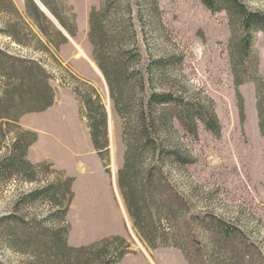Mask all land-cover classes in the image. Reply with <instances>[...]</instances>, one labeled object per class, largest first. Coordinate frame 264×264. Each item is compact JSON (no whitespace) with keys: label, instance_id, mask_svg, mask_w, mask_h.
I'll list each match as a JSON object with an SVG mask.
<instances>
[{"label":"trees","instance_id":"trees-1","mask_svg":"<svg viewBox=\"0 0 264 264\" xmlns=\"http://www.w3.org/2000/svg\"><path fill=\"white\" fill-rule=\"evenodd\" d=\"M38 1L70 37L75 36V17L63 0ZM200 1L212 11L225 12L233 31V64L241 72H248L252 65L254 72L251 47L257 31L264 35V12L251 9L243 0ZM136 4L134 8L130 0H100L90 9V58L105 80L112 113L121 123L124 152L117 187L132 228L150 249L178 248L188 259L189 241L199 242L193 226L202 237L212 236L218 243L239 234L238 228L208 212L190 215L186 198L168 179V167L183 168L194 160L180 133L195 137L201 122L218 134V119L211 107L195 101L177 82L181 57L165 35L157 0H137ZM136 22L143 35L144 29L156 35L158 49H150L148 41L143 47ZM0 37L51 58L68 43L36 0H24L23 12L12 0H0ZM44 61L42 56L32 58L0 46V191L13 180L33 185L19 195L10 212L0 216V242L24 257L20 264H116L127 253L123 237L81 246L68 243L66 218L74 179L62 173L51 179L45 163L28 158L37 134L19 121L25 114L45 111L55 100ZM73 80L72 91L92 147L105 161L108 113L93 86ZM255 85L259 127L264 131L262 80L255 79ZM38 203L48 207L44 217L22 213L21 204L34 209ZM240 240L243 247H250Z\"/></svg>","mask_w":264,"mask_h":264},{"label":"rangeland","instance_id":"rangeland-1","mask_svg":"<svg viewBox=\"0 0 264 264\" xmlns=\"http://www.w3.org/2000/svg\"><path fill=\"white\" fill-rule=\"evenodd\" d=\"M12 1L23 12L24 0ZM243 1L264 12V0ZM63 2L74 14L76 34L53 58L8 44L2 37L0 46L32 58L42 56L43 66L51 74L54 103L45 111L25 114L19 123L37 134L29 159L45 163L51 179L56 173L74 179V196L66 218L68 243L81 246L123 237L127 253L116 264H264V131L259 127L255 85V79L260 78L264 98L263 33L257 31L252 42L254 72L252 65L248 72H241L233 64V31L225 12L212 11L200 0H157L165 35L181 57L177 82L195 101L211 107L219 124L218 134L201 122L195 137L180 133L194 160L183 168L168 167L169 182L186 198L190 215L208 212L239 229L238 237L218 243L212 236L202 237L201 230L193 226L199 242L193 245L189 241L187 259L178 248L150 249L132 228L117 187L124 152L121 123L112 113L106 83L93 67L87 39L88 15L100 0ZM130 2L138 7L137 0ZM136 28L143 47L148 41L150 49L159 48L156 35L148 29L143 35L138 22ZM73 78L93 86L108 113L105 161L92 147L80 103L72 91L76 85ZM32 186L17 180L7 183L0 191V216L10 212L19 195ZM21 207L22 213L39 217L49 211L43 203L34 209ZM241 237L249 248L243 247ZM23 260L0 242V264H20Z\"/></svg>","mask_w":264,"mask_h":264},{"label":"water","instance_id":"water-1","mask_svg":"<svg viewBox=\"0 0 264 264\" xmlns=\"http://www.w3.org/2000/svg\"><path fill=\"white\" fill-rule=\"evenodd\" d=\"M36 2L39 4L40 2L38 1V0H36ZM40 5V8H41V10L44 12V10H46V8L40 3L39 4ZM47 12H48V10H46ZM45 13V12H44ZM46 14V13H45ZM47 15V14H46ZM54 23H55V25L60 29V30H62L63 32H64V34H65V36L68 38V39H70V36L66 33V31L59 25V23L54 19V17L51 15V14H49V12H48V15H47ZM94 63V62H93ZM96 66V65H95ZM98 69V68H97ZM100 72V71H99ZM101 76H102V74H101ZM102 78H103V76H102ZM103 80H104V78H103ZM105 81V80H104Z\"/></svg>","mask_w":264,"mask_h":264},{"label":"bare ground","instance_id":"bare-ground-1","mask_svg":"<svg viewBox=\"0 0 264 264\" xmlns=\"http://www.w3.org/2000/svg\"><path fill=\"white\" fill-rule=\"evenodd\" d=\"M40 4V3H39ZM44 12L48 15V12L46 11V10H44ZM83 54V53H82ZM92 65H93V63H91ZM93 67L96 69L97 67H95L94 65H93ZM97 70V69H96ZM98 72H99V70H97ZM107 109H108V112H109V107L107 106ZM120 206H121V208H122V211H123V213L125 214V212H124V209H123V207H122V204L120 203ZM127 218V217H126Z\"/></svg>","mask_w":264,"mask_h":264},{"label":"crops","instance_id":"crops-1","mask_svg":"<svg viewBox=\"0 0 264 264\" xmlns=\"http://www.w3.org/2000/svg\"><path fill=\"white\" fill-rule=\"evenodd\" d=\"M31 148V147H30ZM30 148H29V151H28V158H29V152H30Z\"/></svg>","mask_w":264,"mask_h":264}]
</instances>
